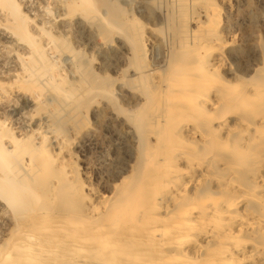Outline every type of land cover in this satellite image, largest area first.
<instances>
[{"label": "rangeland", "instance_id": "rangeland-1", "mask_svg": "<svg viewBox=\"0 0 264 264\" xmlns=\"http://www.w3.org/2000/svg\"><path fill=\"white\" fill-rule=\"evenodd\" d=\"M92 1L97 5L93 10L81 5V0H0V253L8 249L9 237L19 224L49 215L47 224L64 215L90 218L88 194L115 198L120 188L136 177L134 174L141 170L138 163L142 167L151 161L142 157L144 145L150 151L156 147L155 125L148 115L149 103L143 91L148 88L156 92L169 71L186 66L200 52L195 41L207 25L203 3L208 0ZM210 1L219 9L221 22L207 32L219 38L224 48H204L200 61L221 59L213 75L234 85L228 90L238 88L246 97L245 103L228 115L226 123H262L264 93L253 95L256 91H252L259 89L262 80L258 78L264 76V0ZM167 11L172 13L168 15ZM258 67V81L249 78ZM212 91L216 96L222 93L216 87ZM81 106L86 112L80 110ZM141 114L145 130L151 133L143 140L145 143L143 133L139 129L138 134L134 125ZM181 137L187 141L183 131L177 129L164 150L179 145ZM216 137L219 142L212 145V155L192 150L197 160L181 159L169 166L171 169L176 165L184 180H192L190 204H214L229 197L219 184L229 177L228 163L250 138L249 133L227 136L225 129ZM225 138L231 143L229 147L223 142ZM248 144V157L240 162L241 175L237 179L244 186L249 185L252 174L264 175V139ZM4 179H10L12 186ZM61 185L62 190L56 194ZM90 201L97 204L96 198ZM156 203L165 216L170 207L167 194H161ZM256 241L264 244V235Z\"/></svg>", "mask_w": 264, "mask_h": 264}, {"label": "bare ground", "instance_id": "bare-ground-1", "mask_svg": "<svg viewBox=\"0 0 264 264\" xmlns=\"http://www.w3.org/2000/svg\"><path fill=\"white\" fill-rule=\"evenodd\" d=\"M80 3L91 7L92 10L97 8V5L92 0H81ZM102 3L105 4V2ZM203 5L204 18L207 25L200 29V35H197L199 39H197V42L194 40L195 46L198 47L200 52L204 48L213 50L214 45L224 48L222 47L224 43L219 38H213L207 32L211 29L214 30V27L220 24L219 9L216 10L210 0L205 1ZM168 6L171 7L170 5ZM167 12L169 13L168 15L172 13V11ZM213 22L215 24L210 25ZM128 49H130L129 46ZM200 52L192 61H188L186 66L169 71L166 74L167 76L162 79L163 81L156 92H152L148 88L143 91L149 103L148 115L155 125L156 147L150 151L147 150L146 144H142L145 143L144 141L151 134L148 130H145V118L142 115L145 111L143 110L141 111L143 112L141 117H139L140 115L138 116L139 118L134 125H137L135 127L138 129L137 132L140 129V133H143L140 135L143 138L142 141H144H138L142 142L140 146H145L144 149L142 148L144 150L141 152L143 153L142 157L151 158V161H147L142 167L138 163L137 168L141 170H135L137 173L134 175L137 178L131 177L130 182L125 183L120 188L115 198H110L100 193V195L88 194L86 198L92 214L90 218L82 215H64L56 218V220H51V224H47L51 218V215H49L44 217L45 219H30L23 224H19L15 230L13 229L14 232L9 237L8 249L0 253V264H264V244L254 242L262 234L264 235V175L252 174L247 181L249 182L247 186L237 182L238 177L241 175V172H239L241 168L240 162H243L248 157L249 141L258 142L264 139V133L262 132L264 122L260 123L258 121V124L249 123L248 125L240 122L235 125H232V123L230 126H228L229 124L227 125L228 115L245 103V94L239 93L238 88L228 90L234 85L223 83L213 75L219 67L221 59L212 58L205 63H201L200 57L202 53ZM135 57H137L136 53ZM119 63L121 64L120 61ZM260 67L252 70V76H249V78L257 80L256 77H259ZM262 67L264 66L262 65ZM35 68L37 69V66ZM138 68L136 67L135 69L137 70ZM223 70L222 73H224ZM232 76L234 75L232 74ZM260 76L262 77L258 79L262 80V84L259 89L255 88L256 90L252 91H256L253 95L264 93V76ZM23 81L27 82V80ZM252 82L254 81L249 84H252ZM213 87L221 89L222 93H219V96L212 94ZM242 92H245V90ZM101 93L105 95L103 91ZM84 107L81 106L80 110L84 109ZM134 111L136 112V110ZM205 117L209 119H204ZM211 117L213 119H210ZM187 122H196V125L192 127ZM177 129L183 131L187 141L181 137L183 140L180 139L179 143L181 145H172L164 150L165 146L169 145L168 143ZM222 129H225L227 136L241 137L244 133H249L250 136L249 141L246 140L244 142L245 147L239 155L233 162L228 163L231 171L229 177L219 184L229 194V197L224 198L220 202L218 200L214 204H190L192 199L188 196V190L192 180H184V176H181L182 172L175 164L171 169H169V166L181 159L197 160L195 159L197 154L192 150L202 152L204 155H212V145L215 142H219L216 136ZM84 139L89 140L88 137ZM193 141H195L196 145ZM223 142H225L224 144L227 147L231 145L230 142L226 141V138ZM190 145H193L195 149H192L193 147ZM191 155L194 157H191ZM171 156L175 159L171 158ZM142 157L141 160L144 162ZM147 167L148 171L145 172ZM173 174L175 175L174 177ZM4 181L9 186H12L10 179H4ZM88 181L90 182V180ZM209 181L212 180L209 178ZM194 182L195 180H193ZM62 186L54 192L58 194L62 190ZM161 194H167V199L170 201V207L167 208L165 216L160 214L161 207L159 206L158 208L156 203ZM94 198H96L97 204L90 201ZM8 201L10 202L11 199L9 198ZM240 209L243 210L240 211ZM5 228L8 229L7 227ZM206 241H208L207 244L205 243ZM192 246L195 248L193 249L195 250L194 253L190 250Z\"/></svg>", "mask_w": 264, "mask_h": 264}]
</instances>
